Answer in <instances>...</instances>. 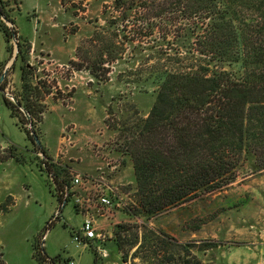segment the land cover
<instances>
[{
    "label": "rangeland",
    "instance_id": "obj_1",
    "mask_svg": "<svg viewBox=\"0 0 264 264\" xmlns=\"http://www.w3.org/2000/svg\"><path fill=\"white\" fill-rule=\"evenodd\" d=\"M3 1L17 33L10 52L0 30V264H42L35 245L49 259L59 257L56 264H177L178 255L167 258L179 251L178 243L201 264H264V169L254 172L250 162L223 189L149 217L139 213L133 164L119 129L146 117L156 100L157 85L146 79L167 64L158 37L126 41L129 22L112 24L123 19L112 0ZM18 37L28 46L24 63L43 103L38 146L3 99L14 102L21 93L23 62L13 59ZM46 160L66 169L69 185L79 174L83 187L114 189L108 214L94 212L102 240H75L84 214L73 197L59 202Z\"/></svg>",
    "mask_w": 264,
    "mask_h": 264
},
{
    "label": "trees",
    "instance_id": "obj_2",
    "mask_svg": "<svg viewBox=\"0 0 264 264\" xmlns=\"http://www.w3.org/2000/svg\"><path fill=\"white\" fill-rule=\"evenodd\" d=\"M112 1L123 17L112 24L120 28L129 22L123 30L132 36L124 35L126 41L141 44L145 37L157 36L162 44L158 54L167 62L146 79L157 85L148 115L119 129L133 164L139 213L149 217L223 189L239 177L246 163L254 172L264 169V0ZM6 7L0 0V30L13 52L10 41L17 28ZM17 43V57L23 62L17 98L30 119L11 99H3L38 146L34 135L43 103L39 88L30 80L28 46L19 37ZM38 152L46 156L44 148ZM44 166L63 204L61 190L69 185L68 173L47 160ZM13 203L1 210L7 211ZM116 242L123 250L119 238ZM176 245L179 251L173 250L167 259L178 255L177 264H201L186 245ZM38 248L34 246V257L42 264L59 261Z\"/></svg>",
    "mask_w": 264,
    "mask_h": 264
},
{
    "label": "built area",
    "instance_id": "obj_3",
    "mask_svg": "<svg viewBox=\"0 0 264 264\" xmlns=\"http://www.w3.org/2000/svg\"><path fill=\"white\" fill-rule=\"evenodd\" d=\"M98 180V179H95ZM83 179L79 174L73 176L70 185H65L61 190L63 203L70 197H73L75 204L84 214V220L81 229L77 232L75 240L78 242H86L93 240H102V233H98L99 223L94 217V212L99 215H106L109 208L113 205L111 191L114 189L108 185L104 188L100 183L92 184L91 188L83 187ZM83 188L85 196L81 191L77 190ZM71 264H75L73 261Z\"/></svg>",
    "mask_w": 264,
    "mask_h": 264
},
{
    "label": "water",
    "instance_id": "obj_4",
    "mask_svg": "<svg viewBox=\"0 0 264 264\" xmlns=\"http://www.w3.org/2000/svg\"><path fill=\"white\" fill-rule=\"evenodd\" d=\"M3 19L7 22V23H11L9 20H7L5 17H3ZM12 24V23H11ZM14 37L16 38V34L14 33ZM18 43H17V45H16V53H15V55H14V60H15V58H16V56H17V52H18ZM14 102L18 105V106H20L21 104H20V102L18 101V100H14ZM27 113V112H26ZM34 138H35V142L37 143V144H39L40 143V141H39V139H38V137H37V135L35 134L34 135Z\"/></svg>",
    "mask_w": 264,
    "mask_h": 264
}]
</instances>
